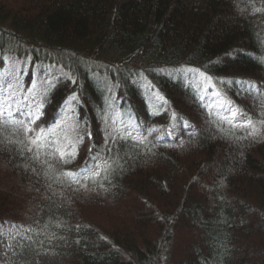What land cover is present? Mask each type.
<instances>
[{
    "label": "trees",
    "instance_id": "1",
    "mask_svg": "<svg viewBox=\"0 0 264 264\" xmlns=\"http://www.w3.org/2000/svg\"><path fill=\"white\" fill-rule=\"evenodd\" d=\"M0 107V264H264V0H0Z\"/></svg>",
    "mask_w": 264,
    "mask_h": 264
},
{
    "label": "snow or ice",
    "instance_id": "2",
    "mask_svg": "<svg viewBox=\"0 0 264 264\" xmlns=\"http://www.w3.org/2000/svg\"><path fill=\"white\" fill-rule=\"evenodd\" d=\"M203 75V74H202ZM74 98V97H73ZM4 109L2 107H0V117L3 116L4 114ZM38 111V109H37ZM9 116L12 115L11 112L8 113ZM21 115H23V113H21ZM31 115V114H29ZM237 115V112H232V117L235 118ZM227 119V118H224ZM32 121L30 120L29 123H31ZM232 120H228V123H232ZM12 124L18 125L19 126V130L22 131L26 136L31 133L33 130L31 128H29L23 120H16L13 119L11 121ZM234 127H246V128H251V132L249 133V135L255 136L258 134V129L255 127V125L252 123L251 120H246L243 124H234ZM54 131V130H53ZM131 133H128V136L131 137ZM133 139H138L139 143H144V140L146 138H138V137H132ZM46 140H47V135L45 134H41V133H37L36 136L34 138H30L29 139V143L32 145V147H28L26 149L27 152L30 153H34L32 159H34L35 161L40 162L42 165L43 164H47L48 167L51 169L54 167V165L52 163H49L47 160L46 161H40V157H39V153L38 152H34L35 149H43L45 147H47L46 144ZM0 143H2V141H0ZM52 155L54 158L56 156H58V160H56L57 164H63V163H70L71 159H74L76 156V152L75 150L73 151H65L62 149L57 148L55 153L50 154ZM109 167L107 161L103 162V165H101L100 163H96L94 166V169H85L84 171L87 173V175H85V179H94L95 177L99 176L101 174V171H106L107 168ZM33 171H35V169H33ZM47 173H45L46 175ZM79 175V173H75V172H70V171H65V172H61L60 176L70 180L72 183H76L79 184L80 180L77 179V176Z\"/></svg>",
    "mask_w": 264,
    "mask_h": 264
},
{
    "label": "rangeland",
    "instance_id": "3",
    "mask_svg": "<svg viewBox=\"0 0 264 264\" xmlns=\"http://www.w3.org/2000/svg\"><path fill=\"white\" fill-rule=\"evenodd\" d=\"M58 73L54 70L49 71L46 73L45 76H41L43 79H51L52 77H56ZM192 77V74H190V78ZM194 84L198 85L200 92H202L203 95V101L206 104V106H210L213 111L220 113L223 116L226 117H232V112L235 111L236 106L234 103L229 101L228 99H224V97L220 98V96L217 94V92L214 91V87L212 85V81L209 76L205 75H198L195 74L193 77ZM149 106L151 107V99L149 101ZM64 107V106H63ZM68 108H65L60 116V118L63 115H67L66 111ZM114 125L120 127V129H124L127 132L131 133L132 132V125L129 123V120L127 117L123 118H118L116 122H114ZM114 125L110 124V128L113 130ZM74 128V127H73ZM54 130V131H53ZM65 132L63 134L62 130L59 128L57 124H53L50 126V140L56 144L59 147H64L65 141H69L70 137H72V133L66 129H64ZM102 165L101 162H98Z\"/></svg>",
    "mask_w": 264,
    "mask_h": 264
}]
</instances>
